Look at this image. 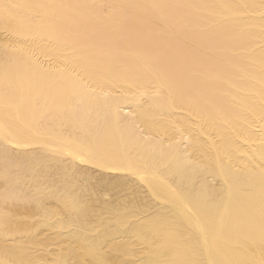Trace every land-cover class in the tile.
<instances>
[{
	"label": "bare ground",
	"instance_id": "1",
	"mask_svg": "<svg viewBox=\"0 0 264 264\" xmlns=\"http://www.w3.org/2000/svg\"><path fill=\"white\" fill-rule=\"evenodd\" d=\"M0 264H264V0H0Z\"/></svg>",
	"mask_w": 264,
	"mask_h": 264
},
{
	"label": "rangeland",
	"instance_id": "2",
	"mask_svg": "<svg viewBox=\"0 0 264 264\" xmlns=\"http://www.w3.org/2000/svg\"><path fill=\"white\" fill-rule=\"evenodd\" d=\"M93 174V179L91 180V182H94V180H95V178H97V177H99L96 173H92ZM99 196H101V197H99ZM110 195H98V196H96V197H99V198H103V199H101L100 201H98L99 200V198L98 199H96V202L98 201L99 203L100 202H102V203H100V204H104V205H110L111 203H113L114 204V202L113 201H115V197L114 196H110ZM112 198V199H111ZM102 200H104V201H102ZM112 201V202H111ZM113 204H111V205H113Z\"/></svg>",
	"mask_w": 264,
	"mask_h": 264
}]
</instances>
